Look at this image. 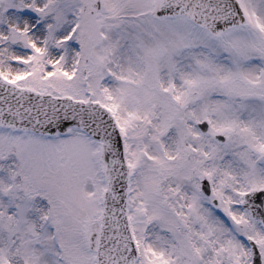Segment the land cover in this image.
Listing matches in <instances>:
<instances>
[{
  "label": "snow or ice",
  "instance_id": "snow-or-ice-1",
  "mask_svg": "<svg viewBox=\"0 0 264 264\" xmlns=\"http://www.w3.org/2000/svg\"><path fill=\"white\" fill-rule=\"evenodd\" d=\"M0 264H264V0H0Z\"/></svg>",
  "mask_w": 264,
  "mask_h": 264
}]
</instances>
